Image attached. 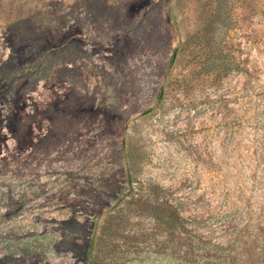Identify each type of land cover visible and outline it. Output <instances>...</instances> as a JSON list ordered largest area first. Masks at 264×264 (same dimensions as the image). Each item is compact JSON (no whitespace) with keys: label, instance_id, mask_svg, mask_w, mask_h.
<instances>
[{"label":"rangeland","instance_id":"374dc122","mask_svg":"<svg viewBox=\"0 0 264 264\" xmlns=\"http://www.w3.org/2000/svg\"><path fill=\"white\" fill-rule=\"evenodd\" d=\"M20 21L73 45L23 98L0 88L2 188L27 195L18 215L0 198V264H84L70 229L102 238L124 140L192 236L135 209L96 264H264V0H0V83L30 50Z\"/></svg>","mask_w":264,"mask_h":264},{"label":"trees","instance_id":"16d2710c","mask_svg":"<svg viewBox=\"0 0 264 264\" xmlns=\"http://www.w3.org/2000/svg\"><path fill=\"white\" fill-rule=\"evenodd\" d=\"M79 1L86 2V0ZM88 4L89 2L85 5ZM40 13L44 14L42 11H40ZM21 22L22 21L18 24V27L21 28L19 32L22 33V39L18 42L26 44L30 47V50L21 57L14 56L10 58L5 66L2 67L1 70L5 73L6 77L4 82L0 83V88H5L3 91V99L10 98L11 100H16L23 98L26 93L32 90V80L34 77L36 75L44 76V74L49 72L51 67L54 66L55 58L53 59L52 54L58 52L62 55L63 53L68 52L73 45V40L71 41L68 37H63V34L60 33V29H56L57 35L53 39V42L51 44L47 42L43 47H40V41L39 39L37 40V34L39 36V34L42 33H49L54 30L55 27L51 26L50 22H42V24H32L31 22L28 26H21ZM74 45L78 46L77 43H74ZM56 49L58 51H56ZM180 51V49L174 51L172 60L178 57ZM24 62L27 64L26 68L28 67V70H21ZM163 96V92L160 93V99ZM121 153L127 164V167H124L122 170L125 174L121 183L122 186L120 184L117 185L114 187L116 188V191L112 192L110 191L111 187L106 186L110 195L114 198V205L110 208L112 214L106 220L104 226L98 227L97 223H94L90 227L93 229L92 231L101 228L103 238L110 232V227L114 223H122L125 220H128L129 215L135 209H138L143 211V214L149 215L157 227H163L167 231V235L171 237L169 242H174L175 234H179L181 237H191V232L187 227L188 221L182 218L178 209L172 205L170 192L158 184L147 181H138L137 173L134 172L135 161L132 149L127 148L125 140L121 145ZM2 169L3 166H0V198L1 200L2 198L8 200L5 201L7 203H4L6 211L5 215H18V212L22 211L27 204L26 192L22 190L15 192L14 188H10L6 191L2 188V184L7 183V181H5V172ZM34 195H38V190L34 191ZM74 224L75 226L70 229V232H75V234H79L80 236H83V238L88 234L87 244L83 247L77 248L79 255L84 264H96L99 255L102 254L99 243L97 244V241L102 239L101 236L98 237L97 231L90 233L91 230L88 231V233L80 234L82 230L78 228V223L75 222ZM70 227H67V230H69L68 228ZM83 240L86 242V239ZM171 244L173 246L174 243ZM176 250L175 247H171L170 253L175 255L177 253Z\"/></svg>","mask_w":264,"mask_h":264}]
</instances>
